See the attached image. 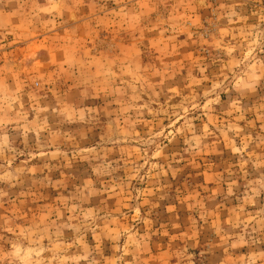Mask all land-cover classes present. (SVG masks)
I'll use <instances>...</instances> for the list:
<instances>
[{"label":"clouds","instance_id":"9594fccd","mask_svg":"<svg viewBox=\"0 0 264 264\" xmlns=\"http://www.w3.org/2000/svg\"><path fill=\"white\" fill-rule=\"evenodd\" d=\"M0 264H264V0H0Z\"/></svg>","mask_w":264,"mask_h":264},{"label":"rangeland","instance_id":"374dc122","mask_svg":"<svg viewBox=\"0 0 264 264\" xmlns=\"http://www.w3.org/2000/svg\"><path fill=\"white\" fill-rule=\"evenodd\" d=\"M157 219H161V220L165 219L163 215V209L160 210V214H158Z\"/></svg>","mask_w":264,"mask_h":264}]
</instances>
